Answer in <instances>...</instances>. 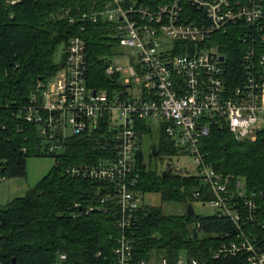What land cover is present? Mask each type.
Returning a JSON list of instances; mask_svg holds the SVG:
<instances>
[{
	"label": "trees",
	"instance_id": "1",
	"mask_svg": "<svg viewBox=\"0 0 264 264\" xmlns=\"http://www.w3.org/2000/svg\"><path fill=\"white\" fill-rule=\"evenodd\" d=\"M157 7L171 0H139ZM104 4L97 0H0V179L27 175L29 157H53L55 164L25 196L0 205V262L3 264H109L113 259L117 227V207L111 197L114 188L103 182L72 177L71 165H94L112 160V130L108 121L100 123L94 133L71 135L50 153L51 145L40 135L39 125L25 118L39 82H49L66 67L69 41L80 36L87 45V86L90 91H106L110 96L125 90L120 75L109 77L106 62L112 60V26L104 20L97 23L83 19L84 14L100 12ZM186 14H192L186 6ZM239 29L253 35L259 54H264V20L254 26L231 28L214 36L221 54L227 57L231 72L242 69L247 51ZM249 31V32H248ZM59 61L55 56L60 48ZM235 84V82H231ZM127 96V95H125ZM139 142L153 133L148 121L138 122ZM160 143L154 145L152 157L176 155L178 151L159 128ZM206 163L224 178H232L249 192L262 193L264 200V131L254 141H239L225 125L213 127L201 145ZM184 152V151H182ZM186 153V152H184ZM141 179L138 191L145 198L159 194L164 203L207 204L212 199L208 188L195 176L168 170V176L148 167L143 151L138 154ZM200 192V196L194 194ZM110 195V196H109ZM130 236L134 240L137 261L152 260L155 254L172 262L182 254L197 256L203 264H232L233 260L212 259L223 236L234 232L228 217L171 215L161 206L143 204ZM194 229L199 235L196 238ZM264 250V229L253 230ZM101 256L97 257L98 254Z\"/></svg>",
	"mask_w": 264,
	"mask_h": 264
},
{
	"label": "built area",
	"instance_id": "2",
	"mask_svg": "<svg viewBox=\"0 0 264 264\" xmlns=\"http://www.w3.org/2000/svg\"><path fill=\"white\" fill-rule=\"evenodd\" d=\"M97 1L103 2L104 9L82 18L109 23L112 38L138 56V61L124 70L114 68L113 61L107 67L109 77L120 75L118 81L125 90L110 96L106 91L88 89L87 45L80 36L74 37L66 49V67L51 81L39 82V92L32 97L25 118L39 125L40 135L51 143L50 153L60 148L56 142L71 135L94 133L102 121L109 122L114 158L67 169L72 177L114 188L111 197L102 201L114 200L118 208L120 235L115 238L114 261L109 264H203L199 257L188 254L175 262L166 257H160L158 263L135 258L130 232L137 224L144 199L138 191L141 170L137 166V129L143 120L151 125L158 123L173 145L194 159L195 177L212 195L206 203L235 226L234 232L223 236L212 259L264 264V250L253 232L264 229L262 193L249 192L240 181L231 190L233 179L224 178L206 163L201 149L219 124L239 141H254L264 131V54H259L253 35L239 29L247 51L240 73L231 72L227 57L213 39L233 27L260 24L264 20V0H171L157 7L139 0ZM186 6L192 14H186ZM194 196H200V192ZM66 260L67 256L61 254L58 264Z\"/></svg>",
	"mask_w": 264,
	"mask_h": 264
},
{
	"label": "rangeland",
	"instance_id": "3",
	"mask_svg": "<svg viewBox=\"0 0 264 264\" xmlns=\"http://www.w3.org/2000/svg\"><path fill=\"white\" fill-rule=\"evenodd\" d=\"M112 66L114 68L126 69L132 63L138 61L136 51L131 48L123 47L120 44H116L112 47ZM64 53V47L60 48L55 56V59L59 61ZM153 133L145 134L138 147L139 151H143L144 159L148 167L157 171L159 174H163L164 171L172 170L181 171L184 175H197V168L194 159L187 153L178 151L176 155L161 156L159 159L152 157L150 161L152 147L160 143V134L158 123L153 124ZM67 134L71 135L72 131L67 130ZM55 164L53 157H29L27 160V175L4 179L0 181V205L5 206L16 198L25 196L34 186L48 174ZM142 204L150 206H161L166 214L171 215H185L188 212V208L183 204L164 203L161 200L159 194H148L142 201ZM195 213L199 216H211L217 213L216 208L209 204H203L195 202L193 204ZM161 255L155 254L152 257L156 263L160 260Z\"/></svg>",
	"mask_w": 264,
	"mask_h": 264
},
{
	"label": "water",
	"instance_id": "4",
	"mask_svg": "<svg viewBox=\"0 0 264 264\" xmlns=\"http://www.w3.org/2000/svg\"><path fill=\"white\" fill-rule=\"evenodd\" d=\"M221 61H224V57H221ZM111 62H112V60H109V61H107L106 62V66L108 67L110 64H111ZM96 92H94V94H95ZM163 175L164 176H168L169 175V173L167 172V171H164L163 172ZM188 214L189 215H195L196 213H195V210H194V208H193V206L191 205V204H189L188 205ZM194 233H196V238H198L199 237V235H198V233H197V229H194ZM15 263V259L13 260V264Z\"/></svg>",
	"mask_w": 264,
	"mask_h": 264
},
{
	"label": "flooded vegetation",
	"instance_id": "5",
	"mask_svg": "<svg viewBox=\"0 0 264 264\" xmlns=\"http://www.w3.org/2000/svg\"><path fill=\"white\" fill-rule=\"evenodd\" d=\"M152 154H155L154 156L157 157V153L155 150H152ZM151 159V158H150Z\"/></svg>",
	"mask_w": 264,
	"mask_h": 264
}]
</instances>
